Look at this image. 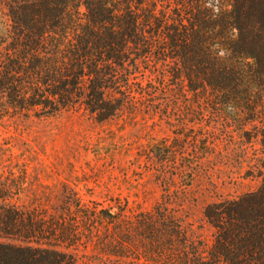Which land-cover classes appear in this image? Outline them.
<instances>
[{
    "label": "trees",
    "instance_id": "obj_1",
    "mask_svg": "<svg viewBox=\"0 0 264 264\" xmlns=\"http://www.w3.org/2000/svg\"><path fill=\"white\" fill-rule=\"evenodd\" d=\"M207 4L0 0V123L69 111L98 122L158 117L176 131L146 154L164 170L189 139L201 141L186 130L218 114L230 123L227 137L257 142L264 153V0H220L218 16ZM210 127L197 152L204 158L216 149ZM261 163L257 191L204 207L208 246L160 206L129 215L127 204L76 199L51 215L10 203L0 188V264H76L83 244L125 264H264Z\"/></svg>",
    "mask_w": 264,
    "mask_h": 264
},
{
    "label": "rangeland",
    "instance_id": "obj_2",
    "mask_svg": "<svg viewBox=\"0 0 264 264\" xmlns=\"http://www.w3.org/2000/svg\"><path fill=\"white\" fill-rule=\"evenodd\" d=\"M162 1L169 6L175 0ZM198 122L204 128L186 131L201 141L189 139L183 157L163 170L146 154L162 140H172L176 131L158 117L98 122L83 111H69L49 118L6 119L0 123V188L11 195L10 203L51 215L76 199L100 208L127 204L129 215L160 206L177 216L192 241L208 246L213 230L204 207L257 191L264 153L257 142L227 137L230 123L218 114ZM209 126L216 149L204 158L197 152ZM94 225L90 228L97 233ZM74 253L76 264H125L88 244Z\"/></svg>",
    "mask_w": 264,
    "mask_h": 264
},
{
    "label": "clouds",
    "instance_id": "obj_3",
    "mask_svg": "<svg viewBox=\"0 0 264 264\" xmlns=\"http://www.w3.org/2000/svg\"><path fill=\"white\" fill-rule=\"evenodd\" d=\"M206 6L212 9L215 16H218L221 12L220 0H208V4ZM214 47L220 49L218 53L220 57H224L226 55V51L222 49L219 44L215 45Z\"/></svg>",
    "mask_w": 264,
    "mask_h": 264
}]
</instances>
